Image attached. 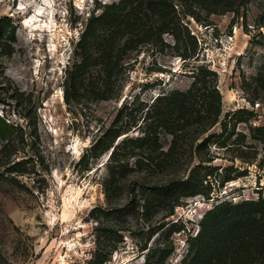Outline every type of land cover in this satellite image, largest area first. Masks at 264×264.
<instances>
[{"label":"rangeland","instance_id":"374dc122","mask_svg":"<svg viewBox=\"0 0 264 264\" xmlns=\"http://www.w3.org/2000/svg\"><path fill=\"white\" fill-rule=\"evenodd\" d=\"M117 1L0 0V114L22 133L14 152L0 154V264L86 260L96 221L116 230L114 236L122 234L102 264H146L147 256L155 263L167 251L164 263L177 264L185 236L195 233L206 209L223 198L264 196V141L249 133L264 112V91L256 79L264 69V0L209 14L196 7L197 18L172 0L163 24L150 14L132 33L119 31V45L130 35L135 40L118 51L114 68L109 69L113 57L92 61L77 90L67 89V70L77 58L87 16L100 11L99 3ZM38 9L39 20L24 23ZM197 64L215 71L207 83L220 93L219 120H227V131L214 140L218 120L162 162L172 133L149 124L145 111L157 94L186 89ZM106 76L111 91L99 99L92 89L102 87ZM239 108L251 113L234 121L230 115ZM117 129L111 146L91 156L90 145L108 142ZM144 131L153 141L140 146L133 139ZM113 144L112 164L124 167L111 173L107 158ZM205 157L210 158L202 162L210 172L207 194L181 196L169 214L172 200L159 196L170 179ZM17 159L23 160L19 171L10 167ZM227 174L233 178L221 181ZM106 179L112 182L109 190ZM180 220L183 229L174 230L171 222Z\"/></svg>","mask_w":264,"mask_h":264},{"label":"trees","instance_id":"16d2710c","mask_svg":"<svg viewBox=\"0 0 264 264\" xmlns=\"http://www.w3.org/2000/svg\"><path fill=\"white\" fill-rule=\"evenodd\" d=\"M179 1L184 9L197 18L196 7L205 9L207 14L231 9L236 11L235 7L249 0ZM171 2L172 0H118L109 4L99 3L97 6L101 7L100 11L94 13L92 10L87 16L85 27L76 42L78 50L75 53L77 58L72 62V69L67 70L66 88H70L71 91L77 90L82 74L92 61L99 62L106 57L109 59L113 57L109 69L114 68L118 62L116 57L118 51L127 45V42L129 44L135 40V36L130 35L125 42L119 45V31L127 29V33H132L136 27L142 25L143 16L147 17L150 14L160 16L163 24L168 15V5H171ZM160 29L163 31L165 28ZM103 63L108 64V61L105 60ZM190 75L192 79L186 89L174 88L157 94L150 109L147 108L145 111L144 117L149 119V124L161 125L172 133V144L163 152L162 162H167V158L171 156L173 151H178L177 145L182 141L192 138L195 132L205 131L219 120L221 112L220 93L213 83H207L215 75V71L203 64H197L192 68ZM108 76L103 81L102 87L92 89L99 99L107 98L111 91ZM256 79L258 86L264 91V69L257 73ZM244 113L250 114L251 112L246 108H239L232 112L230 117L235 118L234 121L246 119L247 117L244 118L240 115ZM226 121L220 119V132L212 134L217 142L220 141L219 137L222 136V133L227 131ZM192 124L196 125L195 130L188 128ZM14 126L12 122L0 114L1 157H8L12 151L14 152V141H18L19 138L22 139V133H19ZM249 133L253 139L264 141V112L260 124L249 125ZM118 134L119 130H114L111 132V138L108 142H102L99 139V145L96 142L91 144V156L96 157L111 146V141ZM208 137H203L197 146H201ZM133 140H139L140 146H143L142 143H146L145 140L150 141L152 138L144 131L142 135ZM116 145H112L107 158L111 173L121 171L124 167V164H112ZM207 160L210 158H198L195 164L189 166L186 174L170 179L162 194L163 196H159L160 199L166 198L165 201L172 200L168 210L169 214L173 212V205L179 202L181 196L196 193L207 194V187L210 184L206 176L210 172L206 169L207 166L202 164L203 161ZM22 162L21 159L14 160L10 167H16L15 170L19 171V165ZM231 178L233 176L227 174L223 176L221 181ZM106 180L104 181V189L109 190V185L112 182L110 179ZM154 197V195H150V198ZM197 224L195 233L185 236L187 245L177 264H264V196L259 194L256 198H244L237 202L223 198L206 209ZM171 226L174 230H179L183 229L184 224L181 220L172 221ZM95 228L94 246L90 257L72 264H102L109 259L116 241L122 239L121 233H117L118 236L113 235L116 230L110 226H102L96 221ZM167 252L158 254L155 263H149V256H147L146 264H166L164 260L167 257Z\"/></svg>","mask_w":264,"mask_h":264},{"label":"bare ground","instance_id":"6f19581e","mask_svg":"<svg viewBox=\"0 0 264 264\" xmlns=\"http://www.w3.org/2000/svg\"><path fill=\"white\" fill-rule=\"evenodd\" d=\"M48 0H41V4L47 3ZM42 9V8H41ZM39 13H40V9L37 10L36 14H34L33 16H30V18H28L27 20L24 21V23L28 24L30 23L31 25L34 24L35 21H38L39 19ZM49 15V14H48ZM35 18V21H34ZM37 23V22H36ZM53 25V24H52ZM40 26V25H39ZM36 27L35 25L33 26V28ZM40 29V27H39ZM50 31H52V29H50ZM66 203V202H65Z\"/></svg>","mask_w":264,"mask_h":264}]
</instances>
